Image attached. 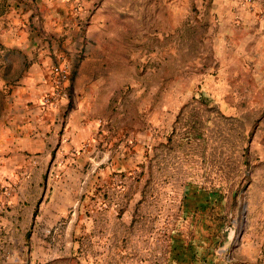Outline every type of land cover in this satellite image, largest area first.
I'll return each mask as SVG.
<instances>
[{
  "label": "rangeland",
  "instance_id": "obj_1",
  "mask_svg": "<svg viewBox=\"0 0 264 264\" xmlns=\"http://www.w3.org/2000/svg\"><path fill=\"white\" fill-rule=\"evenodd\" d=\"M28 23L43 105L90 94L97 123L0 138V264H264V0H0Z\"/></svg>",
  "mask_w": 264,
  "mask_h": 264
},
{
  "label": "crops",
  "instance_id": "obj_2",
  "mask_svg": "<svg viewBox=\"0 0 264 264\" xmlns=\"http://www.w3.org/2000/svg\"><path fill=\"white\" fill-rule=\"evenodd\" d=\"M15 30L6 27L0 31V138L18 140L14 145L18 153L40 149L49 152L50 141L54 140H59L62 150L70 146L69 139L88 137L97 120L90 94H81L82 80L86 77L83 70L80 69L74 87L82 99L67 115L64 100L56 106L43 105L42 98L54 91L52 52L45 43H40L29 23Z\"/></svg>",
  "mask_w": 264,
  "mask_h": 264
},
{
  "label": "built area",
  "instance_id": "obj_3",
  "mask_svg": "<svg viewBox=\"0 0 264 264\" xmlns=\"http://www.w3.org/2000/svg\"><path fill=\"white\" fill-rule=\"evenodd\" d=\"M65 80V78H64V76H62V81H64ZM60 82H61V80H60Z\"/></svg>",
  "mask_w": 264,
  "mask_h": 264
}]
</instances>
